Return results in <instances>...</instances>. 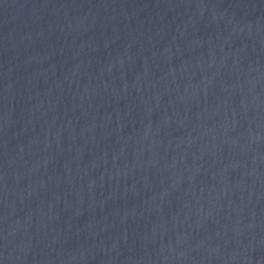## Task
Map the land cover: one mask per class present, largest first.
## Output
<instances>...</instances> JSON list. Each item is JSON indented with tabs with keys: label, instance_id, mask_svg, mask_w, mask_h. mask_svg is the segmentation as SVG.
<instances>
[{
	"label": "water",
	"instance_id": "1",
	"mask_svg": "<svg viewBox=\"0 0 264 264\" xmlns=\"http://www.w3.org/2000/svg\"><path fill=\"white\" fill-rule=\"evenodd\" d=\"M0 264H264V0H0Z\"/></svg>",
	"mask_w": 264,
	"mask_h": 264
}]
</instances>
